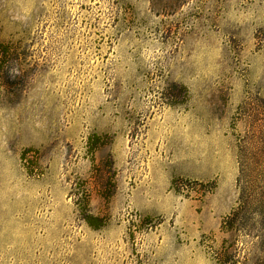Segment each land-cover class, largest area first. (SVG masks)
Wrapping results in <instances>:
<instances>
[{"label":"rangeland","instance_id":"obj_1","mask_svg":"<svg viewBox=\"0 0 264 264\" xmlns=\"http://www.w3.org/2000/svg\"><path fill=\"white\" fill-rule=\"evenodd\" d=\"M0 45V264H264V0H0Z\"/></svg>","mask_w":264,"mask_h":264},{"label":"trees","instance_id":"obj_2","mask_svg":"<svg viewBox=\"0 0 264 264\" xmlns=\"http://www.w3.org/2000/svg\"><path fill=\"white\" fill-rule=\"evenodd\" d=\"M155 8V7H154ZM0 52L3 54V55H6L7 53V48H5L4 46L0 45ZM96 143L94 144V141L91 140V144H94L95 146L98 145V139H95ZM84 216H85V221L86 223L88 224V226L90 228H92L93 230L95 231H100L102 228H103V223L102 221L99 219V218H95L87 213H84ZM241 214H236L234 216H232V218H230L228 220V222L226 223V225H229L230 227V231L231 232H234V228H236V225L239 221H241Z\"/></svg>","mask_w":264,"mask_h":264}]
</instances>
